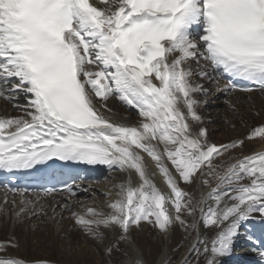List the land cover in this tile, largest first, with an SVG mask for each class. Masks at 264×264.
I'll return each instance as SVG.
<instances>
[{"label": "snow or ice", "instance_id": "obj_1", "mask_svg": "<svg viewBox=\"0 0 264 264\" xmlns=\"http://www.w3.org/2000/svg\"><path fill=\"white\" fill-rule=\"evenodd\" d=\"M219 94L234 115L247 94L259 124L218 144L201 110ZM0 101L18 113L0 115L9 182L81 165L120 177L99 210L77 209L67 183L0 185L20 194L9 218L25 243L67 219L100 264H149L133 235L146 227L162 238L156 264H231L238 250L264 264V152L245 151L264 141V0H0ZM112 105L127 116L115 120ZM57 191L69 199L49 215L41 194Z\"/></svg>", "mask_w": 264, "mask_h": 264}, {"label": "bare ground", "instance_id": "obj_2", "mask_svg": "<svg viewBox=\"0 0 264 264\" xmlns=\"http://www.w3.org/2000/svg\"><path fill=\"white\" fill-rule=\"evenodd\" d=\"M237 95L240 97L238 100V104L240 106L237 108V114H235V116L227 109L224 103L225 99L227 98H225L222 102L224 104L222 106V112H212L211 117L215 118L214 124L212 126L210 125L213 127L212 131H222L221 135L215 137L213 132L209 130L210 139L212 141L215 140V143H227L231 142V140L235 138L244 137L246 133H250L252 125L259 124L258 119H253V115L248 111L250 103L243 99V96L247 94ZM221 96L222 94H219V98H217V96H209L207 98V100H209L207 105L210 104L213 106L215 104L214 102L220 100ZM255 103L258 105L260 101L256 99ZM112 107L116 112V116L113 117L115 120L119 121L121 116H127V113L123 112V110L117 109L115 105H112ZM5 112L10 113L13 116L18 115L16 111L12 110L11 105H5L4 102L1 101L0 115H3ZM201 114L206 116L205 113ZM131 119L134 121L135 117L133 116ZM225 120L229 121L230 123L226 124ZM207 127L209 128V125ZM245 151L248 154L264 152V141H260L259 139L247 141ZM107 172L108 171L104 173V176L107 177L104 184L106 185L104 190L99 189V187H96V185L86 184L84 188L81 187L82 189L78 190L76 196L90 195V197L94 199L92 200L94 207H96L98 210L102 209L105 206V203L102 202V194L111 189L113 182H120V177L117 176L116 173L106 174ZM157 183H160L158 179ZM82 185L83 184H79L77 186L79 187ZM85 189H90L91 191H85ZM76 196L71 198V202L74 203L77 201ZM14 197L17 201L20 199V196ZM13 198H9L6 194L0 192V244L8 243V234L13 238L20 237V248L19 250H16L9 247L7 251H0V257L23 259L29 262V264H32L34 261H48L50 264H100V257L92 251L91 241L85 243L84 239L75 232L70 234L69 239V229L72 227L71 221L69 220H67L66 223H63V230L60 232L57 231L54 224L45 223V225L35 234L29 232L27 236V243H25V238L21 232V229L16 228L15 231H13L11 220L9 218V215L13 211L11 208V201ZM28 198L35 199L36 195H28ZM42 199L45 202V207L47 208L49 215H51V207L55 206L58 202H63L65 199H69V197L67 195L62 197L51 196L46 198L42 197ZM30 226L31 225H28L27 227L30 229ZM256 230L260 229L258 228ZM133 235L136 239V243L144 253V258L149 262V264H156L158 256L161 253L160 247L163 246L162 238L156 237L155 233H152L149 228H146V230L141 233L134 232ZM177 240H179V232L174 235L171 245L168 246L169 250L177 243ZM181 244H183L182 241ZM34 251H40V253H43V255H39ZM185 255H188V249L187 246H182L180 255L174 257V259L179 260L181 259V256ZM119 257L120 256L117 254L118 259ZM248 261H251V263L255 264L256 256L252 253L242 250H238L236 256L233 259V262H237V264H247Z\"/></svg>", "mask_w": 264, "mask_h": 264}, {"label": "rangeland", "instance_id": "obj_3", "mask_svg": "<svg viewBox=\"0 0 264 264\" xmlns=\"http://www.w3.org/2000/svg\"><path fill=\"white\" fill-rule=\"evenodd\" d=\"M224 99L225 98H223V99H221L220 98V100H217L216 102H214L215 104L213 105V106H211L210 104L209 105H206V107L204 108V109H202L201 110V113H205L206 114V116L209 114V112L211 113V115H212V112H215V113H219V112H222V106L224 105L222 102L224 101ZM209 101V100H208ZM235 116V115H234ZM212 123L211 124H209V128H208V130H213L212 128L213 127H211L213 124H214V122H215V118H213L212 117ZM211 125V126H210ZM213 132V134H214V136L216 137V136H218V135H221L222 134V131H212ZM213 142H216L215 140H213ZM106 179H104V180H102L101 179V184H99V185H96V187H99V189H102V190H104V188L106 187V185H104L105 184V181ZM82 186H86V185H82ZM81 186V187H82ZM78 188V190L79 189H82V188ZM76 198H77V201H75L73 204L77 207V209H79L81 206H83V207H88V206H92V204H93V206H94V203H92V200H94L92 197H90V195H88V196H86V195H84V196H81V198H79L78 196H76ZM102 198V202H104V203H106V201H105V199H104V196L103 197H101ZM91 200V201H90ZM10 206V205H9ZM11 208H12V206H11ZM65 215H67V214H65ZM65 221V222H64ZM63 221V223H66V221H67V219H65ZM30 227H32V226H30ZM147 228V227H146ZM146 228H145V230H146ZM11 236L10 235H8L7 234V238H10ZM66 239V238H65ZM1 244H3V243H1ZM171 244H169L168 246H170ZM161 246V245H160ZM161 248H163V246H161L160 247V251H162V249ZM34 252H36L37 254H41V255H43V253H40V251H34ZM160 255H161V253L159 254V256H158V259H159V257H160ZM118 256H120L119 254H118ZM119 259H123V257H119ZM233 262V261H232Z\"/></svg>", "mask_w": 264, "mask_h": 264}]
</instances>
